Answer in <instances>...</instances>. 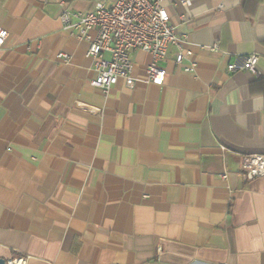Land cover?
I'll return each mask as SVG.
<instances>
[{"label":"crops","instance_id":"0c3cea01","mask_svg":"<svg viewBox=\"0 0 264 264\" xmlns=\"http://www.w3.org/2000/svg\"><path fill=\"white\" fill-rule=\"evenodd\" d=\"M96 1L113 2L0 0V258L264 264V175L240 176L244 155L264 154V0H165L195 70L173 45L164 84L146 82L136 49L134 88L107 95L59 18ZM247 53L255 74L227 70Z\"/></svg>","mask_w":264,"mask_h":264},{"label":"built area","instance_id":"2783aa9c","mask_svg":"<svg viewBox=\"0 0 264 264\" xmlns=\"http://www.w3.org/2000/svg\"><path fill=\"white\" fill-rule=\"evenodd\" d=\"M165 0H113L109 6L96 1L92 10L80 13L64 9L59 18L65 28L71 29L77 39L88 42L87 55L93 60L95 77L90 84L107 95L119 79L129 89H133L136 77L133 76L131 54L139 49L150 55L145 69V81L163 85L167 77L161 63L165 60L170 46L178 45L175 56L182 70L193 72L196 64L185 59L191 56V50L179 45L174 25L170 21ZM186 4L188 0H179ZM8 31L0 27V49L4 46ZM215 50L217 47H208ZM58 58L66 59L63 53ZM257 53L239 56L227 65L229 72L248 71L256 73ZM264 175V154L244 155L241 159L240 176L247 182ZM227 177L225 173L221 175ZM11 264V262H9Z\"/></svg>","mask_w":264,"mask_h":264},{"label":"water","instance_id":"95a60500","mask_svg":"<svg viewBox=\"0 0 264 264\" xmlns=\"http://www.w3.org/2000/svg\"><path fill=\"white\" fill-rule=\"evenodd\" d=\"M10 261L4 259V258H0V264H9Z\"/></svg>","mask_w":264,"mask_h":264},{"label":"bare ground","instance_id":"6f19581e","mask_svg":"<svg viewBox=\"0 0 264 264\" xmlns=\"http://www.w3.org/2000/svg\"><path fill=\"white\" fill-rule=\"evenodd\" d=\"M13 264V263H12Z\"/></svg>","mask_w":264,"mask_h":264}]
</instances>
